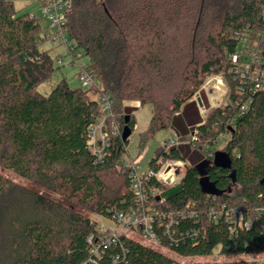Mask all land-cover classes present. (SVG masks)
<instances>
[{
    "label": "trees",
    "instance_id": "obj_1",
    "mask_svg": "<svg viewBox=\"0 0 264 264\" xmlns=\"http://www.w3.org/2000/svg\"><path fill=\"white\" fill-rule=\"evenodd\" d=\"M263 10L264 0H71L68 37L89 59L100 87L87 93L62 79L44 96L39 87L55 71L53 58L40 51V35L49 26L13 0H0V168L28 183L0 173V264H90L88 239L98 226L90 215L114 219L136 205L129 169L121 168L129 141L113 139L102 163L88 150L89 128L100 116L91 96L109 95L114 119L124 130L130 116L132 132L133 109L152 107L141 154L158 133L174 128L186 139L202 123L191 100L213 74L228 84L227 103L198 128L199 150L183 182L166 189L150 180L147 190L160 193H148L149 204L160 215L198 212V221L175 227L179 246L172 249L181 257H209L217 248L225 256L264 254V214L258 212L264 209V92L241 113L248 94L239 95L230 60L244 40L264 60ZM222 135L228 139L218 150ZM206 146L215 150L211 159L204 158ZM182 147L188 146L168 154L159 149L149 169L159 172L161 159L184 161ZM217 152L227 165L216 164ZM201 162L208 163L205 176L218 194L203 191L196 169ZM223 205L245 212L252 229L231 236L224 220L212 221L210 210ZM126 247V258L116 264H173L134 240ZM117 252L109 248L100 264H114Z\"/></svg>",
    "mask_w": 264,
    "mask_h": 264
},
{
    "label": "built area",
    "instance_id": "obj_2",
    "mask_svg": "<svg viewBox=\"0 0 264 264\" xmlns=\"http://www.w3.org/2000/svg\"><path fill=\"white\" fill-rule=\"evenodd\" d=\"M38 10H40L43 17L50 22L48 31L44 33V40L49 42L53 47L64 46L68 55L73 58L72 64L78 65V59L81 58V56L76 53V45L70 42L67 33L71 0H39ZM30 17L35 18V12H31ZM246 41L247 40L243 41L241 50L232 54L230 57L233 66L231 74H233L235 79L239 82V95L244 96L248 94L247 100L240 107L241 113H246L249 110L254 95L264 92V60L259 55L257 49H249L248 42L246 43ZM30 61L33 62L34 60L30 59ZM57 63L61 66L64 65V58L58 56ZM80 67L79 81L82 88L90 90L93 88L99 89L100 82L98 75L89 68V64ZM209 88L211 97L209 96L208 103L213 108L221 107L222 99L228 96L229 89L222 81H218L216 86L213 85ZM95 97L100 107V116L89 128L87 146L97 162L102 163L110 154L112 140L123 136V127L121 123L114 119L113 99L106 94ZM202 107L204 110L203 112L206 113L207 110L204 103ZM123 116H126L125 112ZM201 117L202 123L191 130L188 138L184 139L178 134H175L174 137H168L162 143L161 149H163L164 153L168 154L173 149L181 146H191L193 149L199 150L198 128L208 119L207 116L204 117L201 115ZM226 138L227 137L224 135L220 136L218 145ZM205 149L207 151L205 159L213 158L215 150L208 146H206ZM126 153H128V147H126ZM158 164L160 166L159 172L155 173L148 168L146 173H141L139 165L135 163H124V167L129 169V177L132 181V191L136 198V205L130 207L126 212L117 213L114 219L104 218L114 224V227L107 228L95 221L98 225L97 235H93L88 239V242L91 244L88 263L100 264L109 248H118L120 250V252L112 256L114 264L123 261L129 251L126 247L127 240H134L148 249L163 253L172 259L173 264L196 263L192 261L194 258L181 257L176 254L172 246H179V240L175 238L177 235L175 227L179 225L181 220L193 219L198 221V212L182 211L165 215L155 213L149 204L150 196L148 193L152 196H156L159 195L160 192L153 188H149L148 191L146 188L153 178L165 188L177 187L183 182L190 163L173 160L165 161L161 159ZM178 164L180 165L178 166ZM258 212L264 214V209H260ZM209 216L214 222L224 220V222L229 225L231 236L237 235L239 229L250 230L253 227L252 220L246 219V213L238 208H227L223 205L219 209H211ZM187 236L189 237L188 234ZM165 241H167V243L169 242V244H165ZM215 251H217L216 255L221 259L220 261L196 264H231L239 261H247L249 263L255 262L259 264L264 263L261 260H249L250 257L264 256V254L225 256L219 254L218 248Z\"/></svg>",
    "mask_w": 264,
    "mask_h": 264
},
{
    "label": "rangeland",
    "instance_id": "obj_3",
    "mask_svg": "<svg viewBox=\"0 0 264 264\" xmlns=\"http://www.w3.org/2000/svg\"><path fill=\"white\" fill-rule=\"evenodd\" d=\"M15 2V6L18 10H22L23 12H35V15L38 19H40V23L43 28H46L50 25V22L46 20L41 11L38 10V5L36 3L37 0H13ZM40 51L42 52H48L50 56L54 60V73L52 77L46 81L43 82L40 87H39V92L43 94L44 96H48L54 88L57 86V84L62 80L66 79L69 83V86L72 89H78L82 88L81 83L79 81V72H80V66L87 65L89 63V59L83 56V53L80 49L76 50V53L81 56V58L78 59V65L72 64L73 58L72 56L68 55V52L64 46H58V47H53L49 42L44 40V33L40 35ZM72 42V41H70ZM249 41H246V43ZM73 43V42H72ZM58 56H61L64 58V65H59L57 63ZM218 81H222L225 86L229 89L228 84L225 80V78L222 75L218 74H213L205 78L203 86L199 89V91L196 92L194 97L192 98L191 101H195L198 107V111L200 116L203 115L204 117H209L214 110L223 107L228 100V96L224 97L221 102V107H212L208 103L209 96L211 95L209 91L210 86H216ZM210 84V86H209ZM87 93L90 92V89H84ZM230 90V89H229ZM229 95V92H228ZM92 98H96L94 95L91 96ZM211 97V96H210ZM198 98H201L203 103L205 104L206 107V113L203 111V107L199 106L198 104ZM209 104V105H208ZM204 113V114H203ZM127 114V113H126ZM132 115L134 116L136 120V127L134 131L132 132V135L129 138V143H128V153H126L122 157V162L123 166L121 165V168L124 167V163H135L136 165H139L141 168V173H146L149 168V164L154 159V156L156 155V152L161 149L162 143L170 136L174 137L175 134H178V132L174 128H169L167 131H162L158 133L154 139H152L148 145L146 146V149L143 153H139V141H140V135L145 132L149 126L150 120L152 118V107L150 105L141 107L137 106L135 109H133ZM179 135V134H178ZM228 137L226 139H223L222 142L218 145V149H222L224 144L226 143ZM182 155L184 156V162H189V158L192 156L194 153V149L191 146L188 147H182L181 148ZM198 154V152H195ZM140 154V156H139ZM205 158V156H204ZM0 173L3 174L4 176L18 182L24 185H27V181L20 179L19 177L15 176L14 174L4 171L3 169L0 168ZM112 184H117L118 183V178L117 177H112L111 179ZM166 189H172L167 187ZM91 221H96L100 223L104 227H114L115 225L110 223L108 220H105L104 218L91 214L90 215ZM217 251H215L214 255L212 257H207V258H194L192 261L196 263H211L215 261H220L221 259L217 257ZM261 260L264 262V256H256V257H250L249 260ZM187 260V259H186Z\"/></svg>",
    "mask_w": 264,
    "mask_h": 264
},
{
    "label": "water",
    "instance_id": "obj_4",
    "mask_svg": "<svg viewBox=\"0 0 264 264\" xmlns=\"http://www.w3.org/2000/svg\"><path fill=\"white\" fill-rule=\"evenodd\" d=\"M198 104L201 107L203 106V102H202L201 98H198ZM129 118H130V116H126V119H125V127L123 130V136H122L124 141H128L130 136L132 135V130L128 124ZM215 162H216V164L221 165V166L228 164V160L226 159V156L221 152L216 153ZM207 164H208L207 162H201L196 166V169L200 172V175H201V181H200L201 187L205 193L218 194V192L213 190V187L211 186L208 178L205 176V174H206L205 168H206ZM262 183H264V180L262 181Z\"/></svg>",
    "mask_w": 264,
    "mask_h": 264
},
{
    "label": "crops",
    "instance_id": "obj_5",
    "mask_svg": "<svg viewBox=\"0 0 264 264\" xmlns=\"http://www.w3.org/2000/svg\"><path fill=\"white\" fill-rule=\"evenodd\" d=\"M15 3V2H14ZM38 7H39V0L36 1ZM32 12V11H31ZM178 134L185 139V136L183 133L178 132Z\"/></svg>",
    "mask_w": 264,
    "mask_h": 264
},
{
    "label": "bare ground",
    "instance_id": "obj_6",
    "mask_svg": "<svg viewBox=\"0 0 264 264\" xmlns=\"http://www.w3.org/2000/svg\"><path fill=\"white\" fill-rule=\"evenodd\" d=\"M180 164H178V166H179Z\"/></svg>",
    "mask_w": 264,
    "mask_h": 264
}]
</instances>
